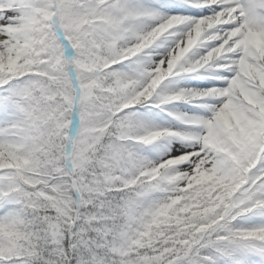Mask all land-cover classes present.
I'll use <instances>...</instances> for the list:
<instances>
[{
  "label": "snow or ice",
  "instance_id": "1",
  "mask_svg": "<svg viewBox=\"0 0 264 264\" xmlns=\"http://www.w3.org/2000/svg\"><path fill=\"white\" fill-rule=\"evenodd\" d=\"M0 264H264V0H0Z\"/></svg>",
  "mask_w": 264,
  "mask_h": 264
}]
</instances>
